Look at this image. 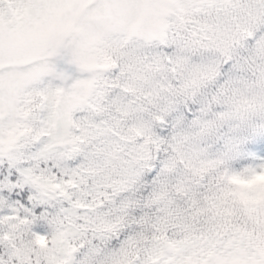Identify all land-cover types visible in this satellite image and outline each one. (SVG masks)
Listing matches in <instances>:
<instances>
[{
  "label": "clouds",
  "instance_id": "clouds-1",
  "mask_svg": "<svg viewBox=\"0 0 264 264\" xmlns=\"http://www.w3.org/2000/svg\"><path fill=\"white\" fill-rule=\"evenodd\" d=\"M5 164L6 264H264V0H2Z\"/></svg>",
  "mask_w": 264,
  "mask_h": 264
},
{
  "label": "snow or ice",
  "instance_id": "snow-or-ice-1",
  "mask_svg": "<svg viewBox=\"0 0 264 264\" xmlns=\"http://www.w3.org/2000/svg\"><path fill=\"white\" fill-rule=\"evenodd\" d=\"M4 168H8V165L5 164L3 168H0V226L7 224L12 227L16 221L27 215L32 205L29 204V191L27 188L21 191L22 186L18 183L21 173L15 168L6 172ZM260 179H264V176ZM6 204L9 206L7 209L5 208ZM21 208L23 210H19ZM40 211H42V207L35 208L36 213ZM7 259L3 247L0 246V264H6ZM12 264H38V262L28 254L27 258L21 255L13 259Z\"/></svg>",
  "mask_w": 264,
  "mask_h": 264
}]
</instances>
